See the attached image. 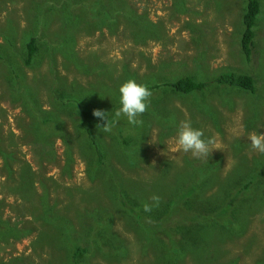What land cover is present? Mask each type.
Here are the masks:
<instances>
[{"label":"rangeland","instance_id":"374dc122","mask_svg":"<svg viewBox=\"0 0 264 264\" xmlns=\"http://www.w3.org/2000/svg\"><path fill=\"white\" fill-rule=\"evenodd\" d=\"M46 1L61 3L0 0V152L13 156L8 160L0 153V264H168L170 259L161 262L154 233L149 238L130 215L115 210L108 194L89 179L86 152L75 142L67 146L62 141V127L60 133L51 127L44 132L51 135L52 158L45 157L50 149L43 153L39 145L26 142V136L33 138L34 132L28 127L32 116L24 112V102L30 104L29 91L41 109L49 110L51 93L58 89L56 79L105 92L113 83L134 79V73L135 81L143 83L159 75L184 74L209 81L223 72L250 75L256 85L254 95L211 86L196 95L172 97L166 105L176 124L162 115L154 118L143 140L142 156L127 148L115 152L112 161L123 178L137 184L143 202H150L153 195L168 201L197 183L205 173L195 170L211 162L217 163L221 181L242 160L249 165L264 156L252 150L248 141L250 133H264V0L249 62L240 49L246 0H127L140 18L138 23L151 24L141 43L135 42L129 23L120 22L115 33L105 28L73 33L72 48H64L63 35L54 34L68 22ZM137 27L140 31L141 26ZM38 35L49 45L46 51L40 48L39 57L26 66V44L32 37L41 44ZM17 65L23 77L19 92L14 84L19 79L10 73ZM113 98L114 93L109 94L107 102ZM60 119L68 126L62 128L65 133L72 134L68 117L60 115ZM183 120L215 140L210 157L170 152V142ZM162 174V180L153 184ZM231 208H237V214L230 210L221 217L197 219L194 223L200 227L183 237L185 256H173L170 264H264V205L255 207V212L249 205L246 214L235 202ZM174 222L168 224L175 229ZM97 231L104 234L100 243ZM173 232V238L179 239ZM74 237L87 240L83 248H88L77 262L71 258L73 246L65 243ZM160 240L166 244V239Z\"/></svg>","mask_w":264,"mask_h":264},{"label":"trees","instance_id":"16d2710c","mask_svg":"<svg viewBox=\"0 0 264 264\" xmlns=\"http://www.w3.org/2000/svg\"><path fill=\"white\" fill-rule=\"evenodd\" d=\"M46 3L54 6L55 11L59 15L61 14V20L68 22V24H62L58 28V33H54L56 36L63 35L62 44L64 48L66 46L68 48L71 47L74 38L73 33H91L103 28L107 29L109 33H115L120 22H128L129 28L136 38L135 42L141 43L151 25L148 21H144L143 24L138 23L139 17L127 0H61V3L59 1H46ZM261 4V0L245 1V8L241 18L240 49L246 61L251 59V53L254 48L258 20L263 13ZM70 8L74 10L71 11ZM48 11L49 9L45 10V16ZM43 23H46V21L44 20ZM38 24L39 28H41L39 20ZM137 26H141L140 31ZM38 37L41 40V44L38 45L36 38L33 37L26 44V58L24 59L26 66H30L39 57L40 48L46 51V47L49 45L42 39L41 35H38ZM51 48L53 49V46ZM65 54L69 53L65 51ZM1 56L2 52H0V59ZM19 71L18 65L15 70L13 68L10 70V73L16 79H19L14 82L17 85L15 87L16 92L20 91L19 81L21 84L23 80ZM132 75L138 78L135 73ZM135 78L134 80H136ZM156 80L147 77L143 80L145 83L136 81L147 85L152 92V96L148 110L140 118L143 123L135 126L128 124L125 121L127 120L126 117L123 115L120 117L115 116V112L120 108L118 93L120 85L117 83L109 86L108 91L99 92L93 90L91 86H77L75 82L71 85H65L66 83L63 81L56 79L55 82H57L56 87L58 89L51 93L53 106H50L49 110L41 109L37 105L35 95L28 91L31 101L30 104L24 102V112L32 116L28 122V127L34 132V137L26 136V142L39 145L43 153L50 149L45 155L47 158H52L54 155L53 148L49 145L51 135H44V132L49 131L50 127L54 133L62 131L63 136H61V139L67 146L75 142L77 147L86 152L88 157L89 179L92 182H97L103 194H108L115 210L119 212L122 210L130 215L137 225L142 226L144 233L150 234L149 238H152L154 233V237L158 240L161 262L170 259L168 262L170 264L173 256L177 255L175 259L179 256H185V251L181 245L183 237L200 227V225L194 223L197 219H201V217H221L230 210L232 211L229 213L237 214V208H231L234 202L240 207L241 214L247 213L249 205L254 212L255 207L264 205V170H260L264 166V162L261 160V157L264 158V156L252 159L253 162L249 165L245 160H242L241 164L233 167L225 179L221 181L217 175V163H208L203 169L195 170L199 172L203 170L205 173H200L197 183L192 184L188 188L186 187V189L183 188L177 195L170 197L168 201L160 200V204H163L159 208H154L152 212L145 213L142 206L146 202H143L140 191L136 192L137 184L123 178L113 166L112 161L115 152H123L127 148H133L140 152L136 155L142 156L144 152L142 149L143 140L149 134V128L154 118L157 119L158 116L162 115V118L169 119L171 123L176 124L172 116L173 111L166 105L172 97L196 95L195 93H201L211 86L231 88L245 92L248 95H254L256 86L254 79L250 75L235 72L217 74L210 81L184 74L172 76L171 78L159 75ZM111 92L114 93V98L108 103L107 97L112 94ZM94 109L111 112L109 120L112 129L110 132H104L102 129L96 128V125L101 122L92 116L91 113ZM202 110L204 111V109ZM60 115H65L70 120L72 134H66L62 129H67L68 126L64 121L60 122ZM155 121L158 122L160 120ZM60 127H62L61 131ZM65 148L68 151L70 149L69 147ZM0 153L3 155L2 152ZM3 156L8 160H13L11 154L10 157L5 154ZM23 170L28 173L27 178L32 179L30 171L25 170L24 166ZM163 176L164 174L153 184L160 182ZM210 191H213V194L208 196L207 193ZM240 196L242 197L241 199H239ZM219 201L225 203L220 205ZM173 216L178 217L170 220ZM173 220L176 223L174 225L175 229L168 224ZM171 232L179 235L180 238L174 239ZM96 233V242L100 243L104 234L99 233V231ZM160 238L166 239L165 245ZM86 242L87 240L79 241L75 237L65 242L68 244L66 245L67 247L73 246L70 248L73 261H79L88 253V248H83V243L87 245Z\"/></svg>","mask_w":264,"mask_h":264},{"label":"clouds","instance_id":"9594fccd","mask_svg":"<svg viewBox=\"0 0 264 264\" xmlns=\"http://www.w3.org/2000/svg\"><path fill=\"white\" fill-rule=\"evenodd\" d=\"M118 93L120 108L115 112V116L120 117L123 115L130 125H141L143 121L139 117L148 110L152 96L149 87L145 84L137 83L134 79H128L119 86ZM110 113L101 109L92 111V116L101 122L96 125V128H100L104 132L111 131ZM248 141L252 150L264 153V133L252 132L248 135ZM214 143V139L205 138L203 130L194 128L190 120H183L178 126L176 135L170 142V152L175 154L182 151L191 153L193 158L207 159L214 151L211 147ZM159 204L160 197L153 195L150 197V202L143 204V211L150 213Z\"/></svg>","mask_w":264,"mask_h":264}]
</instances>
